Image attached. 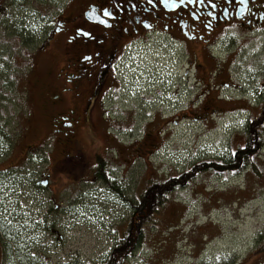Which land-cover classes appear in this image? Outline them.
<instances>
[{
  "label": "rangeland",
  "instance_id": "rangeland-1",
  "mask_svg": "<svg viewBox=\"0 0 264 264\" xmlns=\"http://www.w3.org/2000/svg\"><path fill=\"white\" fill-rule=\"evenodd\" d=\"M88 3L0 4V128L11 140L0 145V213L8 207L12 221L0 219V264H100L127 224L129 199L157 176L178 173L193 160L220 157L252 140L254 132L260 133L261 149L245 169H205L181 188H170L169 199L154 213L156 221L144 226L147 241L129 264H264V108L256 106L264 94V29L209 50L206 44H188L202 66L197 75L209 83L205 97L222 81V95L228 89L236 101L248 97L250 114L263 121L252 128L254 120L249 122L246 132L249 114L237 101L242 103L228 109L240 107V113L194 122L175 118L160 133L164 117L205 90L206 83H196L195 68L177 42L140 41L117 68L120 85L87 112L92 81L83 79L87 89L80 95L72 89L75 81H66L74 60L87 50L73 49V58L66 43L70 48L74 41L68 43L62 33L44 45L52 31L49 20L58 26V15L82 11ZM61 102L74 109L69 151L87 156L86 168H70L69 151L58 147L59 138L51 132ZM99 165L113 186L98 171L92 174Z\"/></svg>",
  "mask_w": 264,
  "mask_h": 264
},
{
  "label": "flooded vegetation",
  "instance_id": "flooded-vegetation-1",
  "mask_svg": "<svg viewBox=\"0 0 264 264\" xmlns=\"http://www.w3.org/2000/svg\"><path fill=\"white\" fill-rule=\"evenodd\" d=\"M101 4L105 7H112L115 16L110 18L109 26L91 27L94 22L89 19L88 13L95 11ZM170 4L175 6L158 3L156 0H153V3H148V0H107V3H104V0H89L82 11H70L67 12V15H58V26L55 25V20H49L48 25L52 26V31L48 34L44 47L50 43V37H57L62 33L67 35L65 40L68 43L74 41L70 44V48L66 43L69 53L74 55L73 58L77 57V53L73 49L87 50L80 54L77 61L73 59L74 66L72 71L67 73L66 78L67 82L75 81L72 89L76 95L81 94L80 89L86 88L83 79L92 81L88 87L89 96L86 99L88 100L87 112L93 110L97 101H103L109 94V90L117 89L120 85L115 82L118 78L117 68L126 64L125 61L129 59L133 47L140 41L150 42L154 39L164 45L166 41L168 44L177 42L182 52L188 56L190 65L195 68L196 83L199 84L201 81L206 83L203 84L205 90L199 93L196 91L194 95L189 96L192 100L184 99L181 102L182 106L180 105L179 108L168 113L169 116L164 117L167 123L165 126L159 127L161 132L163 129L167 130L172 121L176 123L175 118L193 122L194 120H211V118L213 120L221 119L224 115L232 114L234 111L240 113V107L235 110L228 109L232 104L250 102V99L244 95L237 100L242 102H237L236 97L229 96L228 89L224 90L222 95L221 89L225 87L224 83L221 84L222 81L216 83L215 94L212 93V96L205 97V94L208 95L211 92L206 90L209 83L206 78L197 75L202 66L189 53L188 44L195 46L206 44L205 47L209 50L218 43L237 42L254 35L258 30L264 29V0H211V2L209 0H183V3L180 0H170ZM133 5L135 6L133 7ZM3 10L1 11L0 8V14L4 12ZM77 28L91 31L92 36L79 35L76 32ZM154 33L161 34L163 38L154 37ZM82 56H90L91 60L85 61L81 59ZM261 96L264 99V94ZM58 97L57 94L52 96L54 99ZM108 97L110 98L111 95ZM262 99L260 97V101ZM59 104L60 111L57 116L53 117L51 132L59 138L57 140L58 147L62 149L65 147L69 151V145L73 140L71 137L73 138L76 128V125L73 124L75 121L74 109L63 107L62 102ZM220 109L221 111L218 113L209 114L211 110L219 111ZM194 111L199 113L193 114ZM162 112L160 110L161 114ZM146 127L147 125L144 126V129ZM59 135H62L63 138ZM66 155L71 161V169L75 166L86 168L85 159L87 156L82 153L73 155L70 151ZM95 165H97V160ZM92 174L95 175L96 171L93 170Z\"/></svg>",
  "mask_w": 264,
  "mask_h": 264
},
{
  "label": "trees",
  "instance_id": "trees-1",
  "mask_svg": "<svg viewBox=\"0 0 264 264\" xmlns=\"http://www.w3.org/2000/svg\"><path fill=\"white\" fill-rule=\"evenodd\" d=\"M0 4H3V0H0ZM242 106H245V108L242 107L245 113L249 114V117L243 124V128H246L247 132L249 122H252L254 119H256V117L253 118V115L250 114V109L253 107L250 102H243ZM256 106L260 107L261 109L264 108V99L259 101ZM220 111L221 109L219 111L211 110L209 111V114L218 113ZM198 113L199 112H196V114ZM261 115L264 117V114ZM262 116L261 118L263 119ZM262 119L254 120V124L250 123V127L252 128V126L254 125L258 126L263 121ZM250 134H252V140L248 138L242 146L240 144H236L233 150L232 147H230L229 150L223 153V155H221L220 157L215 156L195 162H193V160L191 163H189L187 168H183L178 173L171 171L168 174L157 176L155 180L154 176L150 177L151 180H154L152 183H150V186L145 190H142L140 194L135 196L134 199H129L128 207L130 208L131 212L127 217V224H125L123 230L120 229L119 235L116 238V242L111 247L110 252L101 261L100 264H129V259L138 251H140L144 242L147 241L145 239L146 229L144 228V226L148 224V222L156 221V219L153 217L154 213L157 212L162 204L169 199L170 188H181L183 185H186L187 182L192 180L196 175L200 174L205 169L224 172L225 170H243L246 168L247 164L249 166L251 163L250 157H252L253 155L255 156V153L261 149V142H259L260 140H258L257 138L259 137L260 133L254 132ZM9 141L11 140H8L6 138L5 133L3 132L2 128H0V145L3 142L4 145L2 144V146H8ZM104 169L105 166L103 165H99V167L96 166V172H99L100 177L105 181V183L107 185L109 184L110 186H113L114 182L110 180V177L106 178L102 176L101 173H103ZM115 192L117 196L121 195L122 197H124V193L119 188H115ZM64 264L95 263H83L81 261L72 260Z\"/></svg>",
  "mask_w": 264,
  "mask_h": 264
},
{
  "label": "snow or ice",
  "instance_id": "snow-or-ice-1",
  "mask_svg": "<svg viewBox=\"0 0 264 264\" xmlns=\"http://www.w3.org/2000/svg\"><path fill=\"white\" fill-rule=\"evenodd\" d=\"M158 3L162 4H169V6L174 7L175 5L170 4V0H156ZM181 3H183V0H180ZM211 2V0H209ZM104 3H107V0H104ZM148 3H153V0H148ZM135 5H133L134 7ZM89 19L92 20L94 23L91 25V27H98L100 25L109 26L110 25V18L115 16V11L112 7H105L103 4L99 8H97L95 11L88 13ZM76 32L79 35L91 37L92 32L91 31H85L83 28H77ZM81 59L88 61L91 60L90 56H82ZM35 158V157H33ZM38 211V210H37ZM11 213L9 212V208L5 207L3 213H0V219L5 220L8 224H11L12 221L8 219V215ZM23 223L27 224V220H24ZM3 225H0V228H2ZM115 231V230H113Z\"/></svg>",
  "mask_w": 264,
  "mask_h": 264
},
{
  "label": "water",
  "instance_id": "water-1",
  "mask_svg": "<svg viewBox=\"0 0 264 264\" xmlns=\"http://www.w3.org/2000/svg\"><path fill=\"white\" fill-rule=\"evenodd\" d=\"M46 184V181L43 182V185Z\"/></svg>",
  "mask_w": 264,
  "mask_h": 264
}]
</instances>
